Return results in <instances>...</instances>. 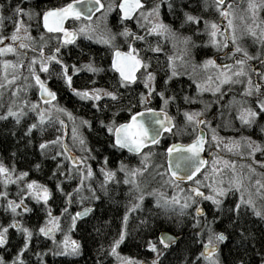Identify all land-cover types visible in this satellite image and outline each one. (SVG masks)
Masks as SVG:
<instances>
[{
  "label": "snow or ice",
  "instance_id": "snow-or-ice-1",
  "mask_svg": "<svg viewBox=\"0 0 264 264\" xmlns=\"http://www.w3.org/2000/svg\"><path fill=\"white\" fill-rule=\"evenodd\" d=\"M34 3V0H32ZM224 0H212V5L219 11L222 17L228 21L227 26L229 32H220L219 25L208 19H203L199 14H194L189 10V5L196 7L208 8V0H151V6L148 5V0H109L107 5L101 3V0H70L69 3H64L58 7H46L43 9L31 6L29 0H19L14 6H11V11L7 19L12 21V30L6 35L0 34V42H4L0 46V96H3L5 91L11 92L13 100L19 95L21 86L17 83L15 87H11L20 76L23 74L21 65L25 63L21 50L33 47V37L29 34L30 24L25 23V18L28 21L35 19L37 21V31L43 40V44L39 45L41 56L39 57V72H42L45 77H55L56 83L62 87H66L74 97H78L82 101H87L101 115H107L108 109L115 105H119L115 111L111 113L113 118L110 119H95V123L103 126V128L111 133L109 137V147L112 149H127L129 153H135L139 156V165H127L122 161L117 163L115 168H108V156H103L102 164H98L99 173L103 180H97L96 187L91 183L87 184L88 195L82 194L83 185L86 181L94 176L93 167L87 164L88 156L79 157L72 156L68 146L63 143V137L57 136L55 140H41L38 144L41 150V155L45 154V150L49 149L53 144H60L64 152H56L52 157L53 161L57 160L60 155H65L71 161L69 168L64 172H60L61 163H57L51 169V174H58L61 179H55V188L51 189L47 184L36 179H28V171H19L15 173V165L10 170L8 166L0 161V185L3 190H0V207L4 208L5 212L11 213L12 219L10 223L0 224V246L7 247V242L11 239L9 234L10 229L14 228L16 233L22 236V242L17 247L11 260H7L0 256V264H26L21 253H25L30 248V239L34 236L39 239L42 235L46 238H51L52 245L45 249V252H52L54 256H70L78 257L81 251V242L71 237L70 232L73 228L78 227L77 221L81 217H88L93 211L94 201L102 200L110 195L109 187L111 181L118 180V173H123V184L130 185L128 193L133 195V200L126 203L125 210L121 217V223L118 233L114 235L111 242L107 246L108 253L115 257L118 264H164L163 257L167 252L171 251L169 245L179 244V240L170 235L167 231L161 230L159 235H153L156 231L158 221L155 215L152 221L146 217L140 221L149 231L145 237H140V246L151 250L153 256L151 259H137L135 257L122 256L117 247L128 239L127 224L130 214L137 209H141L146 202L145 197H153V204L160 210L159 215L166 218L175 216L177 221L180 217L186 214L194 213L192 216L194 225V242L199 246V250L189 257L185 264H222L221 246L226 240L236 239L233 241L238 248H248V240L251 233L244 226L243 218L251 213L255 217L264 221V183L261 179L251 180V186H255L257 197L252 195L249 190L250 185L246 182L250 180L251 174L256 173V167L259 165L264 168V159H255L254 154L259 153L264 156V139L254 140L251 136L241 135L240 137H224L220 136L216 128H213L207 118H203L208 109L213 107V104L218 105L216 112L213 114L218 120L223 121L217 127L232 128L234 127L233 119L239 120L240 124L246 128L259 125V131L264 133V123H261V118L264 117V59L260 61L262 68H254L248 63L253 57L249 52L240 46L238 43L239 37L235 33L232 24L231 0L229 7L222 8ZM167 5L169 12L173 18L179 20L181 25H187L189 28H195L192 34H181L170 23H166L161 19L164 5ZM264 7V0H247V10L251 13L253 19L256 18V12L259 8ZM102 9L101 16L96 17L99 21L101 17L105 20V27L100 28L99 23L93 24V17L89 13ZM113 9L117 10V19L120 23H124L126 18L137 15V27L143 28L142 33L133 31L130 27L124 26L118 33L112 32L107 27V15ZM180 13V15H177ZM68 18H74L73 23L77 27L69 28L65 26V21ZM5 17L0 16V20ZM203 19L204 27L201 28L199 21ZM43 24L44 29L52 33L51 39L55 40L58 45L71 46L76 44L79 46L78 36H82L86 40H95L99 44L108 46L111 49V64L109 68L114 69L118 73V78L113 81L115 90H108L102 87H74V75L86 70L92 74V80L89 84L95 82L96 74L103 71L102 68L95 66V60L90 52L81 49V53L87 54L89 59L86 62H81L79 65L66 63V57L62 55L61 47L58 46L52 49L51 54L44 56V44L48 41L44 40V32L39 31V23ZM150 25V26H149ZM119 27V23L117 24ZM258 25H248L247 32L253 37L257 36L256 28ZM203 32L207 38L202 41L204 45L211 44L212 47L223 49L226 45L231 47L230 52L224 53V59L229 60L228 63H217L213 56H205L198 64L194 60L193 53L198 52V41L193 39L196 33ZM158 34L160 39H167L175 49L177 45L181 48V55L166 54L167 70L169 75L164 79V85L173 76H178L181 71L178 69L177 61L181 65H187L189 60L192 61L194 68H202L204 70L215 69V77L209 75L204 80H193L195 83V92L189 96L184 94L183 99L186 102L199 99L201 108L188 110L177 106L176 115H170V108L173 102L177 100L174 95H167L166 89L161 88L156 91V74L147 71L149 61L142 59L140 49L134 47V42L143 41L144 47L152 52H161V49L156 44L149 43V34ZM62 34V35H61ZM117 36L124 37L127 43V51H121L115 45ZM219 37V38H218ZM259 40L264 42V28L260 29ZM17 42L18 45H17ZM6 53H13L17 57L15 61L3 59ZM236 54H242L239 59H236ZM259 55V53H258ZM188 57V60L182 59ZM75 59V57H73ZM38 58L32 56L27 61V74L23 75L25 86L23 91L26 93L29 86H38V95L40 101H32L27 107L33 112H37L36 119L33 123L28 124L25 131L31 133L33 129L43 128L46 121L51 119H59V114L67 115L73 121L72 138L73 141L81 146L82 151L90 152L83 134L79 128L84 125L91 126V121L84 118L74 117L73 114L65 107L56 103L59 89H53L49 86L48 79H42L38 74L37 68L34 67ZM50 62L56 63L58 70L50 68ZM140 69L143 75L137 73ZM9 70H12L13 75H9ZM191 75L190 73H184ZM255 75L258 80L253 79ZM142 81L146 91L138 93L139 111L131 109V102L126 100L124 93L119 89L121 87L133 89L134 82ZM243 84L239 96L230 95L226 103H221L225 93H234L233 85ZM211 92L213 94L210 101H205L199 97L200 93ZM255 95L254 104L250 102L248 97ZM109 98V103L104 104V108L100 109L98 102L101 98ZM159 97V108L148 107L147 105L153 99ZM19 107L13 108V104L9 103L7 110L0 113V120H5L8 117L15 119L20 123L21 118L26 115L24 112V101L18 102ZM47 105L45 107L44 105ZM127 108V117L122 122H117L115 119L116 112L123 113ZM39 109V111H37ZM55 109V113L53 112ZM227 109L231 112L235 110V117L229 118L223 110ZM183 118L182 123L177 124L180 118ZM77 121L79 122L77 124ZM61 126L65 121L59 119ZM191 128L192 139L187 143H181L176 139L174 143L168 144L165 148L162 142V137L172 134L178 137L182 135L188 128ZM201 128H206L211 133L210 139L207 140L209 145L215 143L217 149L223 146L224 149L232 152H240L241 155L251 158V163L244 164L241 161V171L237 172L236 161L223 160L221 167H213V173L220 175L218 181L215 175L211 182L207 185L208 191H202L203 180L194 179L205 167L206 161L201 156V151L205 147L206 139ZM31 143V141H29ZM146 146H150L151 150H147ZM157 146L162 149V155H166L168 164L164 171L159 175L164 179V184L171 185L172 195L169 196L166 192L152 188L147 191L141 183L139 177L143 176L146 169L151 164V158ZM213 157V163L217 162V154L215 151L210 153ZM98 159V157H92ZM72 163L77 164L75 169L80 183L75 184L72 191H65L62 186V180L71 181ZM161 167L156 165V168ZM247 171H243V168ZM33 168L40 169L39 164L33 165ZM228 168L231 171L230 176L223 174V169ZM258 176L264 178V173H257ZM209 178V173H204V180ZM188 181L187 188H181L180 182ZM15 183L16 193L15 199L7 190V186ZM240 193L239 198L233 197V202H229L230 206L227 210L224 208L225 197L231 192ZM59 193L63 196L65 207L60 208L61 215H53L50 203V197ZM247 193V197L245 195ZM183 194V195H181ZM75 196V199L70 197ZM26 198H28L26 202ZM257 199L261 203H257ZM88 201L86 206L80 207L82 201ZM35 204H32V202ZM210 202L208 209L203 204ZM76 203L78 209L75 212H70L67 205ZM31 205V206H29ZM211 211L212 215L209 219L206 215L207 211ZM151 212V209H149ZM35 212L38 219L31 226L24 219L25 214ZM219 213V214H217ZM20 219H17V217ZM42 217V221L39 219ZM227 219L232 231L229 235H225L228 231L225 228L223 231H218L214 227L219 221ZM67 224V228L63 223ZM38 224V227L36 226ZM199 228V231H195ZM54 233H62V238L57 240ZM103 251V246L101 248ZM232 251L231 249L229 250ZM35 255L40 258L41 253L37 251ZM95 264H101L97 260ZM229 264H264V247L260 249L252 258H246V255L241 254L239 257L233 256Z\"/></svg>",
  "mask_w": 264,
  "mask_h": 264
},
{
  "label": "trees",
  "instance_id": "trees-1",
  "mask_svg": "<svg viewBox=\"0 0 264 264\" xmlns=\"http://www.w3.org/2000/svg\"><path fill=\"white\" fill-rule=\"evenodd\" d=\"M199 0H196L197 3ZM19 0H0V10L1 16L5 17L3 19L2 24L5 27L3 30L4 33H9L10 28H12V21L7 19L9 12L11 11V6H14L18 3ZM38 5H31L35 8L42 9ZM189 10L198 14L200 11V7H196L193 5H189ZM114 12L108 13L107 21L112 20V24H114L117 19V10L114 9ZM260 13L262 17H264V7L261 8ZM180 15V13H177ZM31 27V32L34 34V43L33 47L29 48L32 51H39L40 41L37 40V21L35 19ZM120 23V22H118ZM117 23V24H118ZM40 24V23H39ZM116 25H112L109 29L112 32L118 33L121 29L120 25L117 27ZM40 30V26H39ZM117 36L115 41V45L120 46L119 38ZM79 46L76 44H72L71 46H61V52L63 56H69L70 58H78L76 63L84 61L86 62L89 59L87 54L81 53V49H85L86 52H90L95 60V66L103 69L100 73L96 74L95 82L89 84L88 81L92 80V74H73L74 75V87H102L108 90H115L113 81L118 78L116 72L109 68L111 64V49L103 44L97 43L95 40H86L82 36H79L78 39ZM56 42L55 40H53ZM51 43H54L50 41ZM49 42V43H50ZM48 45V44H47ZM66 62V61H65ZM68 64L70 62H67ZM54 71L58 70L56 68V64L52 63L50 65ZM86 71V70H85ZM89 76V77H88ZM45 77V76H44ZM50 81L53 89H59V94L56 99V103L60 106L67 108L71 113L82 117L84 119H88L91 121V126L84 125L81 126V131L86 141L88 148L91 150L90 155L88 152L89 160L88 162L93 167L94 176L86 181L83 185L85 188V193H82L84 196L88 195L87 184L91 183L93 187H96L97 180H103V177L99 173L98 164H102L103 156H108V168H115L118 162H123L127 165H139L140 158L138 155L132 157L128 152L122 149H112L109 147V137H111V133H108L103 126L95 123V119H110L113 118L111 113L116 110L119 105H115L110 109L106 110L107 115H101L93 106L87 101H82L78 97H74L73 94L66 88L62 87L60 84L56 83V78L53 77H45ZM170 87L165 88L167 95H174L177 99H181L182 90L186 85V82L182 80V78H176L174 81L169 82ZM135 88V87H134ZM129 89L121 87L119 90L124 93L126 100L131 102V109H137L138 97L135 96V89ZM161 88H156V91H160ZM173 92L174 94L170 93ZM30 98L39 100L37 93L34 92V88L30 90ZM195 92V88H191V95ZM189 95V93H187ZM190 96V95H189ZM13 100L11 95L8 96H0V113L7 110L10 101ZM197 101V100H196ZM19 101H17L13 108L19 107ZM43 104V102H40ZM109 103V98H101V101L98 102L100 109L104 108V104ZM159 103V97L157 104ZM156 104V105H157ZM182 105V104H181ZM196 105V104H192ZM191 105V106H192ZM183 107V106H182ZM181 107V108H182ZM26 115L21 118L20 123H17L14 118L8 117L5 120H0V161H3L9 169H12V166L15 165V173L18 174L19 171H28L29 176L28 179H36L42 183L47 184L51 189L55 188V179H61L58 174H51V169L56 166L57 163H61V167L59 169L60 172H64L67 175V169L69 168V161L67 158L60 155L57 157L56 161L52 160V157L56 155L57 151H62V148L59 144H53L49 149L45 150V154L41 155V150L38 147V144L41 140H55L57 136H60L63 131V126L59 123V119H51L50 121H46L44 126L41 128L33 129L31 133H27L25 129L28 124L33 123L36 119L37 112H33L31 109L27 108L24 105L23 108ZM127 108L123 110V113L116 112L115 119L117 122H122L127 117ZM215 120L212 119L211 121ZM224 128L222 127V130ZM190 135L186 132L178 137H173L170 140V134L167 136H163L162 142L164 147L166 148L170 141H175L179 139L181 141L190 140L192 137L191 128L189 130ZM247 134V133H244ZM188 135V136H186ZM31 141V143L29 142ZM149 150L151 148H148ZM162 149L160 146H157L155 152L151 158V164L146 169L143 176L139 177L141 183L144 185L145 190L152 189L153 187H157V183L160 180L159 173L164 171L166 167V155H162ZM92 157H98V159H93ZM262 157V156H257ZM39 164L40 169L37 170L33 168V165ZM156 165H160L161 167L156 168ZM74 169V167H73ZM72 169V177L71 181L62 180V186L65 188V191H72L75 188V184L79 183V179L77 177L76 172ZM204 169V168H203ZM202 171V170H201ZM149 175H151L149 177ZM197 178V177H195ZM118 180L111 181L108 185L110 195L106 198H103L99 201L92 202L94 207L93 211L89 213L88 217H82L77 221L78 227L73 228L70 234L75 237L77 240L81 242V251L78 257H70V256H54L52 252H45V249H48L52 245V240L49 238L43 237L42 235L37 239L35 236L30 239V248L25 251V253H21L22 258L25 260L26 264H95L97 260L101 261V264H116V260L113 256H111L107 251V246L111 242L114 235L118 233V229L121 223V217L125 210L126 203L130 200H133V195L128 193V188L130 185L123 184V173L122 175L118 173ZM189 182H183L180 184H188ZM0 190H3V186L0 185ZM7 190L11 193L12 198L15 197L16 193V184L12 183L7 186ZM235 191H231L225 198L224 208L227 210L230 206L229 202H233V197L237 198V195L234 194ZM234 195V196H233ZM70 199H75V196L70 197ZM153 197H145V203L141 209H137L134 213L130 214L129 222L127 224L128 230V239L125 242H122L117 249L125 254L138 259L148 260L151 259L153 253L151 250L143 248L140 246V237L146 238V233L149 229H146L140 221L148 218L149 221H152L153 215H155L156 221L158 224L156 225V231L152 233L153 235L158 236L161 230H168L177 235V239L179 240V244L177 245H169L171 251L167 252L163 257L164 264H185L189 260L191 255H194L196 251L199 250V246L194 242V225L192 216L194 213L186 214L183 217L177 218L175 216L164 217L159 215L160 210L157 208L155 204H153ZM28 198H26L27 202ZM50 203L52 207L53 215H61L60 208L65 207L63 203V196L59 193H56L54 196L50 197ZM88 201H82L81 206H86ZM258 204L261 203L258 199ZM32 204H35L33 201ZM210 202L204 203L203 206L208 209ZM31 206V205H29ZM70 212H75L78 209V205L76 203H72L67 205ZM151 209V212L149 211ZM219 214V213H217ZM207 217L211 218V211L206 212ZM12 219L11 213L5 212L4 208L0 207V224L10 223ZM17 219H20L18 216ZM25 221L31 226L38 219L35 212L24 215ZM42 221V217H39ZM63 223V226L67 228V224ZM244 226L248 229V231L252 234L248 240V248L240 249L233 242L236 237L234 236L232 239L226 240L223 242L221 248V260L222 264H229V262L233 259V256L239 257L241 254L246 255V258H252L257 253L260 252V249L264 247V221L260 218L255 217L254 215L249 214L243 218ZM38 227V224L36 225ZM216 230L223 231L225 228L228 231L225 235H229L232 229L229 226V221L227 219L222 222H217L214 226ZM195 231H199V228H195ZM11 239L7 242V247L0 246V256L4 257L7 260H11L14 255L17 247L22 242V236L16 233L14 228L10 229L9 232ZM103 246V251L101 250ZM232 250L231 252L229 250ZM39 251L41 253V257L38 258L35 253Z\"/></svg>",
  "mask_w": 264,
  "mask_h": 264
},
{
  "label": "rangeland",
  "instance_id": "rangeland-1",
  "mask_svg": "<svg viewBox=\"0 0 264 264\" xmlns=\"http://www.w3.org/2000/svg\"><path fill=\"white\" fill-rule=\"evenodd\" d=\"M30 1L31 0H29V3H30ZM101 1L105 5H107L109 3V0H101ZM209 2H210V0H208V3ZM231 5H232V7L229 8V11L231 12L230 19L232 20V24L234 26L235 33L239 37L238 43L240 44L241 47L245 48L249 52V54L253 57V59L249 60L248 63L250 65H252L254 68H262L260 61L262 59H264V42L259 40V33H260V29L264 28V17H262V15L260 13L261 8H259L257 10L256 18L253 19L252 16H251V13L247 10V0H231ZM228 7H229V0H224L222 8H228ZM113 10L111 12H114ZM102 11L103 10H101L98 14L94 15L93 16V21H92L94 25L99 23L101 29H103L105 27V20H104L103 17H101V19L99 21H97L96 17L101 16ZM111 12H109V13H111ZM0 16H1V10H0ZM205 18L208 19V20H212V21L216 22L219 25V31L220 32H223V28H225L227 30V32H229V28L227 26L228 21H227V19L225 17H222L220 15L219 11L216 12V16L215 17H213L210 12H206L205 13ZM219 21H221L222 24H220ZM32 22L33 21H28L27 18H25V23L31 25L29 27V29H28L29 34L34 38V34L31 32V27H32L31 23ZM111 22H113V21L112 20L107 21L108 28L110 26H112V25H116L119 21L115 20L114 24H111ZM252 24L258 25V27L256 28V31H257V36L256 37H253L251 34H249L247 32V26L248 25H252ZM74 25H75V27L78 26L75 23H74ZM132 25L133 26L130 27V28L133 31H136V32H139V33H142L144 31L143 28H138L137 27V23H136V19L135 18L133 19V24ZM4 29H5V27L2 24V20H0V34H4V35L7 36L8 33H4L3 32ZM11 30H12V28H10V31ZM178 31L182 35L183 34H189V33H184L181 30H178ZM35 35H37L36 39L40 41V36H39L38 32L35 33ZM3 43L4 42H0V46H2ZM18 43L19 42H17V45H18ZM115 43H117V42L115 41ZM215 49H217V48H215ZM224 49H225V47L223 49H217V50H220L222 52ZM21 52H22V55H23V59L25 61V63L21 65V70H22L23 74L20 76V78L15 83H13L11 85V87H15L16 84L18 83L21 86V89L19 90V95L15 98L17 100L14 101V102L10 101V103H12L14 105L17 101L23 100L24 101V105L27 107L28 103H30L32 101L43 102V101H40V100H36V99H31L30 98V93H31L30 90H31V88H34V92L37 93L38 86H29L28 91L26 93L22 90L23 87L25 86V80L23 78V75L27 74V61L32 56H36L38 58L36 64H34V67L37 68L38 74L41 75L40 72H39V57L41 56V53H40V51H32V49H29V48L28 49H22ZM51 52H52V50L50 52H46L44 50V56H47V55L51 54ZM174 52L176 53L174 55H181V48H180L179 45H177L175 47ZM258 53H259V55H258ZM194 55H195V52L193 53V56ZM241 55L242 54H236L235 58L239 59ZM2 58L3 59L13 60V61H15L17 59V57L13 53H6ZM182 59L188 60V57H182ZM194 60L198 64L201 61V58L194 59ZM227 61L230 62L229 60H227ZM81 62H84V61H80L78 63L80 64ZM178 62L179 61L176 62L177 65H178ZM190 62L192 63V61H190ZM218 62H220V61H218ZM181 66L184 67V65H181ZM262 71H264V68H262ZM215 73H216L215 69H211L210 68L208 70H204L202 68H194L193 67L192 78L202 81V80L206 79L207 76H209V75L215 77ZM13 74H15V73H13L12 70H9V75H13ZM41 78L44 79L42 75H41ZM253 79L254 80H258V78L255 75H253ZM232 87L235 89V92L234 93H231V92L225 93V96H224L223 100L221 101V103H226L227 99L229 98L230 95L235 94V95L239 96V94L241 93L243 84L233 85ZM6 94L8 96H10V98H11L10 90L9 91H5L3 96H6ZM262 94H264V93H262ZM212 96H213L212 93H211V95H208V92L199 94V97L203 98L205 101H210L212 99ZM247 99H249L250 102L254 104L256 97H255V95H253L252 97H248ZM44 106L47 107L46 104ZM215 106H218V105L213 104V107L209 108L207 113H205V115L211 113V111L214 109ZM196 107L197 108H195L194 106H191L190 109H188V110L201 108V104L199 102V99H197ZM37 111H39V109H37ZM223 111L227 113V116L229 118H234L235 117V110L234 109L231 112H229L227 109H224ZM53 112L55 113V109H53ZM73 116L74 117H78V118H82V117H79V116H77L75 114H73ZM59 119H62V120L65 121V123L63 125L62 134L60 135V136H62L64 138L63 139V143L66 144L69 148H71L74 152H76L79 157L88 156V152L82 151L81 150V146L73 141V138H72L73 121L67 115L62 114V113L59 114ZM209 122H210V124H211V126L213 128H216V130H217V132L219 133L220 136H224V137H240L241 135H244V136H251L254 140L264 139V133H261L259 131V125H254L253 127L246 128V127H244L243 125L240 124L239 120L236 121L235 119H233L234 127H232V128H224L222 130V126L221 127H217V125L218 124H222L223 121L215 119L213 121L209 120ZM78 123L79 122L77 121V124ZM261 123H264V117L261 118ZM202 129L205 131V139H206L205 146H210V148H209V151H208V149L206 151L207 159H206L205 167L200 172V174L197 176L196 179L203 180V184L201 186L202 187V191H205L207 193V191H208L207 185L211 182L212 177L215 175L216 180L219 181L221 179L220 175H217V174L213 173V167H216V168L221 167V163L225 159H227L229 161L235 160L236 161L237 172H240L241 171V161H243L244 164L246 165L248 163H251V158L241 155L240 152L228 151V150L224 149L223 146H221V148L217 149L216 146H215V143L209 145L207 143V140L210 139L211 133L208 132V130L206 128H202ZM250 129H253L252 133H251ZM79 131L82 133L81 127L79 128ZM244 133H247V134H244ZM60 147H61V145H60ZM213 151L216 152L217 158H218L217 162L215 164L213 163V157L210 155V153H212ZM60 152H62V151H60ZM254 156H255V159H257V160L264 159V156H262L259 153H255ZM257 156H262V157H260V159H259V157H257ZM63 157L66 158L65 155H63ZM88 160H89V158H88ZM88 160H87V164L90 165ZM253 166L256 167L257 171H256V173H252L251 174L250 180L247 181L246 183L248 185H250L249 190L252 192V195L254 197H257L258 194L256 193L255 186H251V180L261 179L262 183H264V178H262V177L257 175V173H264V168L260 167L259 165H253ZM73 167H74V169H73ZM76 167H77V164L76 165H72V169L74 170V173L76 172L75 171ZM222 171H223V174L225 176H230L231 175V171L228 168H224ZM243 171L246 172L247 168L246 167L243 168ZM205 172L209 173V178L207 180L203 179ZM150 176L151 175H149V177ZM179 186L181 188H185L186 189L188 184H180ZM154 188H157L158 190L166 192V194L169 195V196L172 195V187H171V185L164 184V179L162 177H160V180L157 183V187H154ZM84 189L85 188L83 187L82 193H85ZM151 190H149V191H151ZM262 192H264V190H262ZM234 194H236L237 198H239L240 193L234 192ZM181 195H183V194H181ZM245 195L247 197V193H245ZM257 202H258V199H257ZM54 235H55L57 240L62 238V233H54ZM71 237L76 239L72 235H71ZM49 239L51 240V238H49ZM117 251L122 256H129V255H125V254L121 253L118 249H117ZM129 257H132V256H129ZM114 259L116 260L115 257H114ZM116 264H118L117 260H116Z\"/></svg>",
  "mask_w": 264,
  "mask_h": 264
},
{
  "label": "flooded vegetation",
  "instance_id": "flooded-vegetation-1",
  "mask_svg": "<svg viewBox=\"0 0 264 264\" xmlns=\"http://www.w3.org/2000/svg\"><path fill=\"white\" fill-rule=\"evenodd\" d=\"M69 2H70V0H34V3H33L32 0H31L30 4L31 5L41 4L40 6L43 9V8H46V7H58V6H61L64 3H69ZM208 4H209L208 8L200 7V11L198 12V14L203 17V19H206L205 18V13L206 12H210L213 15V17H215L216 16V12L218 11L212 5L211 1ZM148 5L151 6V0H148ZM135 15H136V13H134L133 17L130 20H125L124 23H119L120 27L122 28L125 25L129 26V27H132L133 26L132 25L133 24V19H134ZM161 19H163L166 23H170L174 28L177 29V31L181 30L182 32L189 33V34H192L193 32H195V28L194 27L193 28H189L187 25H181L179 20L174 19L172 14L169 12L166 4L164 5L163 13L161 15ZM203 19H201L199 21V25H200L201 28L204 27ZM73 20H74V18H68V20L65 21V26L69 27V28L75 27L74 23L72 22ZM219 23L221 24V21H219ZM39 26H40V30L39 31L45 33L44 40L48 41V43H47L48 45L44 44V50L46 52H50L53 48H56V47L60 46V45L57 44V42H54L53 39H51L53 34L49 33L46 29H44L42 22L39 24ZM78 37H77V39H78ZM206 38H207V36L203 32L196 33V35L193 37V39L198 41L197 48L199 50L198 52H195L194 59L201 58V60H202L205 56H213V58L216 60L217 63H228V61L226 59H224V53L226 51L230 52L231 51V47L226 45L225 49L221 52L220 50H217L214 47H212L211 44L204 45L202 43V41L204 39H206ZM40 40H41V38H40ZM50 41H52L54 43H51ZM119 42H120V46L118 48L123 50V51H127V43H126L124 37L121 36L119 38ZM149 43L158 45L161 49H163V51L154 53L150 49L144 47V42L143 41L134 42V47L140 49L142 59H144L146 61H149V65L150 66L147 69V71H151V72H154L156 74V80H155L156 88H172V87H170V83L169 82L174 81L176 78H182V80L184 82H186L184 90H182L183 93L181 95V99H177L175 102L172 103L169 114L175 116L176 115L177 106H179L180 108L183 106L182 108L190 109L191 105L192 104H196L197 101L195 100V101L186 102V101H184L183 96H184L185 93H189V95L191 96V88H195V83H193L194 79L192 78V72H193L192 63L189 61L187 65H184V67H182L180 62H178L177 66H178V69L181 71V74L178 75V76L171 77V79L168 81L167 85H164V83H163L164 79H165L166 76L169 75L167 67H166V65H167L166 54H171V55L176 54L174 52V47H173V45L171 43H169L167 41L166 38L165 39H160L158 34H154V33L153 34H149ZM40 44H43V40L40 41ZM64 57H66V63L70 62L69 64H72L71 62H77L78 61V58L73 59V58H70L69 56H64ZM218 61H220V62H218ZM52 63H55V62H50V65ZM185 72L186 73H190L191 75H185L184 74ZM83 73L86 74V75H89V76L91 75V73H87V71H85V70H82L81 74H83ZM137 73L140 74L141 76L143 75V73L141 72L140 69H137ZM40 74L43 76L44 79H46L42 72H40ZM116 74H117V76L119 75L118 73H116ZM49 86L52 87L50 83H49ZM87 87H94V86H90L89 85ZM134 87H135L134 88L135 89V96H137V97H138V93L140 91H146V89H144V85H143L142 81L134 82ZM170 93L174 94L171 91H170ZM208 95H211V93H208ZM157 101H158V97H153V99L149 102V104L147 106L148 107H153V108H159L160 105H159V103L157 104ZM192 106L197 108L196 105H192ZM217 107L218 106H215L214 109L211 111V113L205 115L204 118H207L209 120L214 119V115L213 114L216 112ZM139 110H140L139 109V103H137V109L135 111H139ZM182 120H183V118L181 116L180 120L177 121V124L182 123ZM189 130H190V127L187 129V131H185L188 135H190ZM250 130H251V133H252L253 129H250ZM188 135H186V136H188ZM191 137H192V135H191ZM172 138H173V136H172V134H170V140ZM190 140L188 139L186 142H188ZM173 142H175V141H173ZM171 143H172V141H170L169 144H171ZM146 148H147V150H149L148 148H150V146H146ZM122 150L128 152L125 149H122ZM129 155H132V157H134L137 154L129 153ZM120 174L122 175V173H120Z\"/></svg>",
  "mask_w": 264,
  "mask_h": 264
},
{
  "label": "water",
  "instance_id": "water-1",
  "mask_svg": "<svg viewBox=\"0 0 264 264\" xmlns=\"http://www.w3.org/2000/svg\"><path fill=\"white\" fill-rule=\"evenodd\" d=\"M98 10V9H97ZM96 10V11H97ZM96 11H94V12H91V13H89V15H93ZM132 17H129V18H126V20H130ZM121 51H123V50H121ZM39 91V90H38ZM39 96V95H38ZM40 98V97H39ZM203 133H204V131L203 130H201ZM182 143V142H181ZM68 149H69V152H70V154L72 155V156H77L69 147H68ZM204 149V148H203ZM125 150H127V149H125ZM201 156H202V158L205 160V156H204V154H203V150L201 151ZM70 163H71V161H70ZM73 165H76L75 163H72ZM168 164V159H166V165ZM82 218V217H81ZM163 231H167L170 235H174L176 238H177V236H176V234H174L173 232H170V231H168V230H163Z\"/></svg>",
  "mask_w": 264,
  "mask_h": 264
},
{
  "label": "bare ground",
  "instance_id": "bare-ground-1",
  "mask_svg": "<svg viewBox=\"0 0 264 264\" xmlns=\"http://www.w3.org/2000/svg\"><path fill=\"white\" fill-rule=\"evenodd\" d=\"M81 207H83V206H81ZM77 211V210H76ZM177 236V235H176Z\"/></svg>",
  "mask_w": 264,
  "mask_h": 264
}]
</instances>
